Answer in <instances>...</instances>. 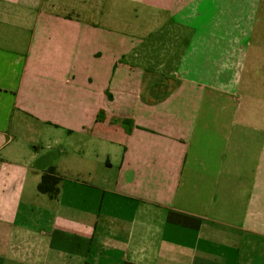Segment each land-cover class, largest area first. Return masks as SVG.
I'll use <instances>...</instances> for the list:
<instances>
[{"label":"crops","instance_id":"obj_1","mask_svg":"<svg viewBox=\"0 0 264 264\" xmlns=\"http://www.w3.org/2000/svg\"><path fill=\"white\" fill-rule=\"evenodd\" d=\"M0 264H264V0H0Z\"/></svg>","mask_w":264,"mask_h":264},{"label":"rangeland","instance_id":"obj_2","mask_svg":"<svg viewBox=\"0 0 264 264\" xmlns=\"http://www.w3.org/2000/svg\"><path fill=\"white\" fill-rule=\"evenodd\" d=\"M166 34L163 36H151L141 41L139 50L143 56L144 64L149 70L147 73L149 85H152L157 80L159 72H154L164 66L172 65L178 59L179 45L176 43V28L171 25L165 29Z\"/></svg>","mask_w":264,"mask_h":264},{"label":"trees","instance_id":"obj_3","mask_svg":"<svg viewBox=\"0 0 264 264\" xmlns=\"http://www.w3.org/2000/svg\"><path fill=\"white\" fill-rule=\"evenodd\" d=\"M59 181L60 178L57 175L55 169L50 167L42 174L40 182L37 185V191L54 198L58 193Z\"/></svg>","mask_w":264,"mask_h":264}]
</instances>
